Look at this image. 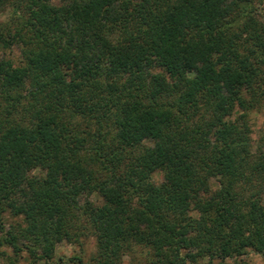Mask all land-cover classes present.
<instances>
[{
    "label": "trees",
    "instance_id": "trees-1",
    "mask_svg": "<svg viewBox=\"0 0 264 264\" xmlns=\"http://www.w3.org/2000/svg\"><path fill=\"white\" fill-rule=\"evenodd\" d=\"M0 46L20 54L0 57V247L82 264L54 246L90 234L88 264L135 246L145 264L264 258V132L252 149L247 118L264 0H12Z\"/></svg>",
    "mask_w": 264,
    "mask_h": 264
},
{
    "label": "rangeland",
    "instance_id": "rangeland-1",
    "mask_svg": "<svg viewBox=\"0 0 264 264\" xmlns=\"http://www.w3.org/2000/svg\"><path fill=\"white\" fill-rule=\"evenodd\" d=\"M7 2L8 4L6 3L3 8H0V21L2 22L7 21L8 19L10 3H12V0ZM0 57L8 58L14 63H17L20 60V54L16 47L2 48L0 46ZM247 118L250 129L249 137L251 139L253 149L256 141L259 139V136L264 132V98H261L255 107L250 108V110L247 111ZM155 177L159 178L160 176L157 174ZM89 200L94 203H99V198L95 194L90 195ZM2 217L5 229L11 230V227L13 228L18 224L22 226V222L19 217H13L7 212H3ZM94 249L95 241L90 234L84 235L74 242L62 240L54 246L52 260L54 261L59 256H64L65 258L78 256L82 259V264H88ZM0 251L3 252L0 256V264H7L8 258L14 259L15 264L42 263V260L35 259L25 249L15 253L7 245H2L0 247ZM145 251L146 248H141L139 246L133 247L132 251L122 256L121 264H145L147 261ZM242 257L247 264H264V258L261 255L250 251L246 252V254ZM227 261L231 264V260L228 259ZM64 264L76 263L67 261Z\"/></svg>",
    "mask_w": 264,
    "mask_h": 264
}]
</instances>
